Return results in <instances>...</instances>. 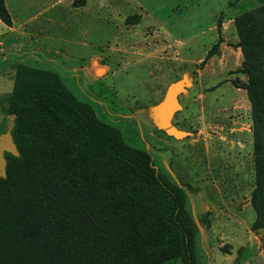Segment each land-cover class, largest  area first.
<instances>
[{
    "label": "rangeland",
    "instance_id": "obj_1",
    "mask_svg": "<svg viewBox=\"0 0 264 264\" xmlns=\"http://www.w3.org/2000/svg\"><path fill=\"white\" fill-rule=\"evenodd\" d=\"M101 3L106 8L99 11L92 6L91 17L79 19L70 10L63 20L70 33L78 26L80 30L89 31L87 42L98 46L96 51L103 58L102 64L108 65L111 71L105 78V72L98 74L103 78L99 81L86 78L82 72L75 73L79 79L76 75L68 77L67 73L61 79L79 101L94 108L100 120L117 128L129 145L147 150L160 174L185 182L186 176L180 174L176 166L179 163L191 178L187 182L192 186L199 185L196 176L205 174L206 160L201 154L195 155L196 151L177 142H172L174 149L166 147L168 138L155 132L147 108L170 81L188 74L192 80V74L197 71L198 65L175 62L174 57H179L177 51L183 60H203L219 35L223 42L218 58L222 61L212 66V72L220 74L232 70L229 73L231 84L236 86L235 81H238L249 88L248 77L238 73L240 65L247 60L245 67L253 69L252 79L262 77V84L256 86V95L251 100L248 91L247 96L238 92L233 104L216 114L221 116L206 112L199 118L189 105L176 115L172 124L175 121L179 127L193 130L199 119L202 126L208 122L221 126L239 122L251 130L253 138L261 135L264 139V116L258 113H264V0H101ZM110 8H117L118 14L115 16L113 11L109 14ZM245 12L249 14L243 16ZM248 37L254 47L249 45ZM69 39L82 41L77 33L69 35ZM128 44L136 46L134 51L115 52ZM65 45L77 57L83 53L79 45ZM162 46H166V53H157ZM154 54H157L155 58H149ZM5 64L0 56V73ZM49 66L39 68L56 72ZM95 66L98 68L97 64ZM4 79H0V95L13 90L14 81ZM219 80L220 77L209 85ZM185 81L191 82L188 77ZM183 85L184 82L179 84L181 88ZM216 95L207 94L209 104L215 103ZM227 96L220 101L223 105L232 98L230 91ZM182 101L185 103L184 99ZM5 106L0 99V129L6 119ZM244 153L248 162L237 152L231 157V172L236 173L235 169L240 168L247 179L239 174L235 180H245L247 189L252 183L254 190L255 168L252 175L249 164L251 161L255 166L253 145H248ZM241 161L245 164L241 165ZM0 175L4 177L1 169ZM35 177L39 196L0 191V264H139L124 255L119 248L125 242L119 225L109 218L72 171L38 168ZM246 194L242 203L249 198V192ZM51 199L58 200L64 214L63 223L56 227L48 212ZM33 225L36 228L31 233ZM71 255L73 260L69 258Z\"/></svg>",
    "mask_w": 264,
    "mask_h": 264
},
{
    "label": "trees",
    "instance_id": "obj_2",
    "mask_svg": "<svg viewBox=\"0 0 264 264\" xmlns=\"http://www.w3.org/2000/svg\"><path fill=\"white\" fill-rule=\"evenodd\" d=\"M0 19L7 26L13 25L5 0H0ZM248 39L254 47L251 37ZM222 42L219 35L199 68L218 54ZM246 62L238 73L248 77L250 87L235 83L248 91L251 100L262 77L252 79L253 69H247ZM14 69L12 92L0 96L6 105L0 135L12 134L19 156L5 154L7 178H0V191L39 196L36 169L72 171L119 225L125 241L119 248L124 255L139 264H200L199 226L183 185L160 174L147 150L129 145L117 128L100 120L94 108L79 101L57 72L23 63ZM263 142L261 135L254 136L251 204L257 214L252 228L257 232L264 230ZM49 211L54 227L63 223L58 200L49 201ZM30 228L33 233L36 226Z\"/></svg>",
    "mask_w": 264,
    "mask_h": 264
},
{
    "label": "crops",
    "instance_id": "obj_3",
    "mask_svg": "<svg viewBox=\"0 0 264 264\" xmlns=\"http://www.w3.org/2000/svg\"><path fill=\"white\" fill-rule=\"evenodd\" d=\"M96 1L97 3L95 0H5L13 25L11 27L7 26L0 19V56L3 62L7 63L4 71L0 73V79L5 78L4 81H14V66L19 63L36 68L41 67V65H45V67L50 65L49 67L55 68L61 78L63 76L65 78L66 74L64 73H67L69 74L68 77L73 78L76 75L77 79H79V75L75 73L80 72L93 81L105 78L111 68L106 64H102L103 58L99 51H96L99 49L97 48L98 46L87 42L86 37L89 35V31L84 28L80 30L79 28L81 27L78 26L70 33L63 20L70 10L79 19L82 17L85 19L88 16L91 17L90 14H93V8L99 11L106 8L103 7L101 0ZM112 11L115 16L118 14L117 8L115 10L110 8L109 14H112ZM73 33H77L82 38V41L70 40L69 35ZM65 44L79 45L83 48V53L77 57L70 52ZM128 46L130 47L128 48ZM134 48L136 46L128 44L116 49L115 52H118V50L130 52L134 51ZM165 49L166 46L158 47L156 52L166 53ZM177 52L179 57H174L175 62L198 65L197 71L192 74L194 75L192 80L188 74L179 80L170 81L163 91H159L153 97L147 109L148 117L155 132H164V134H158L168 138L165 141L166 147L174 149L172 142H177L183 147H190L191 150L196 151L195 155L201 154V157L206 160L205 174L196 176V180L199 183L197 186H192L187 182L191 178L185 174V170L180 167L179 163L176 164L178 172L186 176L185 182L176 178L187 191L192 213L199 226L197 251L200 264H264V230L257 232L252 228L257 218V214L251 204L253 184L251 183L249 189H247L246 184H244L245 180L243 181L242 178H239V181L235 180L237 176L239 177V174L247 179V174L240 173V168L237 166L235 169L236 173L231 172L233 168L231 157H235L236 152L241 158L247 160L244 151L248 148V145H253L254 143L251 130L239 122L238 125L240 124V127L236 125L237 123L221 126L209 122L206 126L203 123L202 126L199 119L193 130L191 128H181L175 122L176 115L189 105L192 110L195 109L199 118L202 115H206V112L208 115L221 116L216 114L220 113L224 108L230 107L235 101V97L240 94L238 92H243L246 96L247 92L231 84L230 79L232 80V77L229 78V73L232 70L224 71L220 74L212 72V66L214 64L218 65L222 61L218 58L219 53L210 58L203 68H199L202 59L183 60L180 58V51ZM151 56L149 58H155L157 54ZM158 56L164 60V57ZM95 64H97L98 68H96ZM104 72V77L100 78L98 74ZM197 72L199 73L197 74ZM231 74L234 75L233 73ZM184 77H188L191 82L187 83L183 94L175 97L176 102L178 103L179 101L181 110L176 112L173 117V120H175L173 125L176 131L185 134L184 137L179 138L157 127L153 120V110L165 100L170 85L181 81ZM219 77L220 80L218 82L211 86L209 85L210 81H214ZM223 87H225V90H222ZM229 91L232 94V98L223 105L220 101L228 97ZM209 92L217 94L214 100L215 103L212 105L209 104L207 98ZM2 95L6 94H1L0 96ZM171 98L166 101L167 104ZM183 99L185 103L182 101ZM188 133L189 135H186ZM174 154L177 156L176 151ZM165 163L167 164L166 161ZM240 163H242L241 165L245 164L243 161ZM249 164L250 172L254 175V164L251 161ZM173 174L175 175L174 172ZM198 177L200 180L197 179ZM247 192H249V198L246 203H242L243 195L247 196ZM248 213H250L249 216H247ZM199 244L201 246L200 249Z\"/></svg>",
    "mask_w": 264,
    "mask_h": 264
},
{
    "label": "water",
    "instance_id": "obj_4",
    "mask_svg": "<svg viewBox=\"0 0 264 264\" xmlns=\"http://www.w3.org/2000/svg\"><path fill=\"white\" fill-rule=\"evenodd\" d=\"M185 80H186V77H184L181 81H178L177 83L171 84L170 87L167 90L165 100L158 107H156L153 110V120H154V123L157 125V127H159L160 130H163V131L167 132L170 135L173 134L176 137H178L179 136L178 133H181V132H178V133H176L177 131L175 132L176 129H175L174 125L172 124V120H173L174 114L181 110L179 101L177 103L178 106H177V108H175L173 110L171 119L169 121L165 122V121L158 120L157 119V114H158V112H160V111H162V110L167 108V102L166 101L170 97H172L174 95H176V96L177 95H181V94L184 93L185 86L187 85V82ZM182 82H184V87L182 88V90L179 91L178 93L175 92L174 86L179 84V83H182ZM7 136L10 138L11 148L7 149L6 147H4V148H2V150H0V169H1V172L3 173V176H4V177H2L0 175V178H6L7 177V174H6L7 173V160H6L5 154L6 153H10V154H12L14 156H17V157L19 156V152H18L17 146H16V144L14 142V139L12 137V134L10 132H7L4 135H0V140L3 139V137H7Z\"/></svg>",
    "mask_w": 264,
    "mask_h": 264
},
{
    "label": "bare ground",
    "instance_id": "obj_5",
    "mask_svg": "<svg viewBox=\"0 0 264 264\" xmlns=\"http://www.w3.org/2000/svg\"><path fill=\"white\" fill-rule=\"evenodd\" d=\"M175 92H178L181 90V87L178 85L175 86L174 88ZM176 95L172 96V98L168 101V104H167V109L165 111H160L158 112L157 114V118L158 119H163V121L167 122L171 119V116H172V112L175 108H177V102H176ZM176 132V130H175ZM178 133V132H176ZM179 134V138L181 137H184L185 134H181V133H178ZM181 135V136H180ZM6 147L7 149H10L11 148V143H10V138L9 137H6V138H3L0 140V150H2V148Z\"/></svg>",
    "mask_w": 264,
    "mask_h": 264
}]
</instances>
